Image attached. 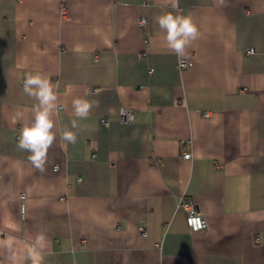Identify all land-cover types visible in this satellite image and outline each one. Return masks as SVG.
Here are the masks:
<instances>
[{
    "label": "crops",
    "instance_id": "crops-1",
    "mask_svg": "<svg viewBox=\"0 0 264 264\" xmlns=\"http://www.w3.org/2000/svg\"><path fill=\"white\" fill-rule=\"evenodd\" d=\"M168 11L0 0V264H264V0H180L201 33L184 71L156 23ZM36 72L59 97L43 173L17 148ZM74 97L94 107L72 145L59 131ZM182 197L204 231L187 229Z\"/></svg>",
    "mask_w": 264,
    "mask_h": 264
},
{
    "label": "clouds",
    "instance_id": "clouds-1",
    "mask_svg": "<svg viewBox=\"0 0 264 264\" xmlns=\"http://www.w3.org/2000/svg\"><path fill=\"white\" fill-rule=\"evenodd\" d=\"M175 11L158 15L156 23L164 34L167 49L178 59L187 57L188 49L200 38V30L191 15L179 12L180 0H169ZM223 3V0H221ZM23 93L33 98V118L24 123L17 141L20 151L29 153L27 159L39 172L46 171L48 152L57 139V124L59 122V97L47 76L36 72L27 73L23 79ZM72 116L70 127L65 126L59 131L61 141L75 145L80 132L83 130L81 121L87 120L94 103L84 97H74L71 101ZM194 228L200 227L199 221L190 220ZM44 237L38 236L36 243L43 245Z\"/></svg>",
    "mask_w": 264,
    "mask_h": 264
},
{
    "label": "built area",
    "instance_id": "built-area-1",
    "mask_svg": "<svg viewBox=\"0 0 264 264\" xmlns=\"http://www.w3.org/2000/svg\"><path fill=\"white\" fill-rule=\"evenodd\" d=\"M138 22H139V25L144 26L147 21L144 18H140ZM245 53L248 55L253 54V50H250V49L246 50ZM188 68H189V62L188 61L181 59L177 62V69H179L180 71H184ZM151 72L152 71L150 70L149 73H151ZM205 117H207V114H205ZM118 121L122 124L132 123L133 112L128 110V109H121L119 111V114H118ZM103 124L105 126H108L109 120L104 119ZM182 158L184 160H189L191 158V155L189 153H183ZM178 206L185 213V223H186L187 229L191 233L201 232V231H204L206 229L205 218L200 213L197 204L193 200L186 198V197H182L180 199V202L178 203ZM190 220L199 221L200 227L194 228L193 226H191L189 223Z\"/></svg>",
    "mask_w": 264,
    "mask_h": 264
}]
</instances>
